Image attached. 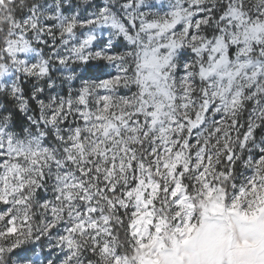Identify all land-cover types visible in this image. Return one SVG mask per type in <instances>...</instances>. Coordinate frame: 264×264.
Masks as SVG:
<instances>
[{"label":"snow or ice","instance_id":"snow-or-ice-1","mask_svg":"<svg viewBox=\"0 0 264 264\" xmlns=\"http://www.w3.org/2000/svg\"><path fill=\"white\" fill-rule=\"evenodd\" d=\"M0 264H264V0H0Z\"/></svg>","mask_w":264,"mask_h":264}]
</instances>
